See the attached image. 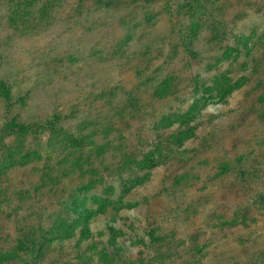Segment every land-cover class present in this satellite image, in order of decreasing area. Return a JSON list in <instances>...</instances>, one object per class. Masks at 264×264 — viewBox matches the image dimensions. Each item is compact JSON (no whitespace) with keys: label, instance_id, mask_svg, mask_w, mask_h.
<instances>
[{"label":"rangeland","instance_id":"1","mask_svg":"<svg viewBox=\"0 0 264 264\" xmlns=\"http://www.w3.org/2000/svg\"><path fill=\"white\" fill-rule=\"evenodd\" d=\"M221 2H228L227 12L231 16L238 14L241 19L236 25H230L224 45L215 49L202 39L209 38L204 31L198 33L197 27L193 28L199 11L186 0H86L84 3L79 0H0V80L5 84L4 88L0 87V161L18 151L21 152L15 154L20 158L25 154L29 157L24 169L28 187L23 190L28 196L24 198L16 192L23 184L11 174L10 183L6 179L0 181V205L5 204L10 212H18L22 224L41 223L51 245L50 252L45 253L44 264H64L63 260L72 257L70 249L79 234L67 239L64 232L74 227L77 232L80 227L83 232L89 230L95 237L92 242L100 249L115 241L109 246L117 247L122 261L150 263L149 259H156L159 261L153 264H185L186 255L179 256L175 262L168 261L170 251L167 249L171 250L174 244L172 247L165 244L162 252L150 251L146 246L150 242L146 224L158 212L152 223L163 229L177 227L183 250L188 242L196 248L198 256L190 253L192 264H264V202L253 208L243 195L238 196V186L232 179L212 182L204 190L208 183L205 177L215 176L220 168L217 159L223 157V152L217 153L216 147V152L196 150L187 155L195 154L197 160L192 178L194 189L187 195L194 197L196 205L200 206L195 218L189 219L188 211L181 208L176 211L177 220L173 221L167 212L176 210L174 207L167 205V210L160 212L156 210L157 205L141 202L130 210L131 215L124 209L87 218L84 211L97 208L93 205V195H101L104 186L111 183L100 187L97 184L94 190L79 198L83 206L75 216L66 214L57 219L58 212H55L69 205L75 195V183L71 184L65 176L69 172L77 175L78 170H68L64 159L69 152L78 151L73 146L82 137L102 147L108 159L113 153L121 155V152L130 157L118 164L122 167L114 168L115 179L118 174L126 175L130 167L140 169L137 158L143 160L149 148L180 144L188 136L193 138L194 135L188 133L189 126L195 127L205 140L216 132L226 148H231L237 138L243 139L242 130L227 133L233 115L228 110L240 101L242 104L253 101L254 82L259 80L264 84V0ZM237 45L240 54L234 51ZM191 51L195 53L192 58ZM252 61L262 69L261 74L243 87L242 95L228 105H218L217 110L205 109L203 98L196 92L194 77L210 79L220 73L236 82L239 77H247L246 68L253 67ZM170 78L175 82L171 92L176 91L175 94L189 101H149V97L155 99L151 95L162 91L161 83ZM135 98L140 99V106L136 107ZM152 104L156 105L157 112L152 116L143 115ZM200 109L202 112L198 113ZM180 113L186 114L184 119L194 116L196 121L189 122V126L180 124L176 121ZM114 114L120 116L117 118ZM199 118L203 119L199 121ZM164 122L175 124L165 131ZM16 124L33 129L9 130ZM154 126L162 132L159 143H153V137L158 136ZM177 129L184 135H178ZM223 132L225 136L221 137ZM246 133L256 134L251 130ZM240 143V148L245 145ZM186 148L190 150L193 145L187 144ZM260 167L264 170V162ZM36 175H40L43 186L39 187L37 197H33L35 185L30 187L31 191L28 189L29 182L31 185L33 180L37 182ZM200 175L205 180L197 181ZM254 178L253 187L262 196L264 177ZM140 189L138 195L142 201L145 189ZM130 197L136 200L134 195ZM176 197L181 200L182 193H177ZM133 202L128 200L127 203L134 206ZM247 210L256 217V226L252 227L248 221L244 228L246 222L241 216ZM234 214L240 215L237 220ZM202 219L207 225L200 226ZM108 220L117 229L116 234L107 233ZM54 221H60V228L48 230ZM189 223L199 231L186 236L185 233L192 230ZM15 226L10 224L8 232L3 223L0 236L17 239L23 233L15 231ZM134 235L145 242L141 243ZM1 241L6 244L0 250V264H30L27 259L22 260L21 255L19 259L7 260L14 256L16 247L4 238ZM66 241L70 245L64 246ZM204 242L211 243L205 248Z\"/></svg>","mask_w":264,"mask_h":264},{"label":"trees","instance_id":"2","mask_svg":"<svg viewBox=\"0 0 264 264\" xmlns=\"http://www.w3.org/2000/svg\"><path fill=\"white\" fill-rule=\"evenodd\" d=\"M79 1L81 3L86 2V0ZM221 1L223 0H186L194 10L199 11V16L193 20V28L197 27L196 30L200 31L198 33L204 31L209 38L205 37V39H202L206 41L210 47H214L215 49L216 47H222L224 45V41L227 40L230 33V25H236L241 19L238 14L231 16V13L229 14L227 12L228 2ZM184 42L185 40L182 39V43ZM234 51L237 54L241 53V49L238 45L234 47ZM189 55L192 58L195 53L191 51ZM252 65L253 67L246 68L249 72L247 77H239L240 79L236 82H232L229 76L226 77L224 74L220 73L213 75L210 79H203L200 76L194 77L193 82L196 86V92L201 98H203L204 108L214 107L217 110L219 109L218 105H222L223 103H225L224 105H228L232 99L242 95L241 92L243 87L251 84L252 79L254 77L257 78L258 74H261L262 69L254 61H252ZM243 71L245 72V69ZM248 78H250V80H248ZM173 79L170 78L163 81L159 86L162 91L155 92V94L151 95L155 99L149 97L148 100L171 103L172 100L183 99L185 102H188L189 99L184 98L183 95L175 94L176 91L174 93L171 92L175 89V82ZM254 83L256 86L253 85V101L244 102L243 104L240 101L237 106L229 108L228 110L229 112H232L233 115L229 127L231 129L228 130L227 133L230 131L232 134H236L237 132H241V130L242 133H245L243 137L244 140L237 138L232 143L231 148L225 147L224 142L219 140L216 132H212L208 140H205L203 137L200 138L195 127L189 126V122H194L195 117L193 116L192 119H184L186 114L184 115L183 113H180L176 118V121L180 124L188 125L190 129L188 133H192L191 135H194V137L191 138L192 136H188V138L182 140L183 142L180 144L179 142H174L161 147H159L160 144L153 146L151 150L149 148V153L146 157L144 156L143 160H138L137 158V163L141 166L140 169H133L130 167L129 171H126V175L118 174L115 179L113 177L114 168H116V166L122 167L118 164H123V160L126 158L130 159V157L126 155V153L121 152V155L113 153L112 157L108 159V157L104 155L102 147H99V145L93 140L84 137L77 139V141H75L76 145L74 144L73 149L76 148L78 151L69 152L68 156L65 158L69 159L68 162L64 159V163L67 165L66 168L68 170H78L77 175L69 172L67 176H65L69 178L71 184L75 183L76 191L73 198L69 200V205H63L58 211L55 210V212H58L57 219L58 217L60 218L61 215L65 216L66 214H69L75 216L80 213L83 204L79 198L94 190L97 184H99L100 187L103 184L109 183H111V185L104 186L105 188L100 192L101 195H93L95 197L93 205L97 208H87L84 211V215H86L87 218L91 219L95 216L106 215L111 210L117 213L124 209H127V211L125 210L126 213L131 215L132 213L130 210L137 206L139 202L143 204L149 203L148 205H157L156 210H160V212L163 209H165L163 210L165 212L167 210L165 206L167 205L174 207L176 210L171 209L167 212L172 216L173 221L177 220L178 214H176V211L181 208L182 210L188 211L190 214L189 219L195 218L200 206L196 205V199L194 197L187 195L188 193L192 194V190L194 189L192 178L195 176L197 160L195 154L191 157H187V155L189 152L195 153L196 150H198V152H206L208 150L210 152H216L215 147L217 148V153L223 152V157L217 159L220 162V168L217 170L218 173L215 176L208 174L205 177L208 183L205 185L204 190H206L212 182L232 179L238 186V196L243 195L244 200L249 201L247 203L252 205L253 208H256L258 204L262 201L264 202V193L262 196L258 195V191L253 187V181L255 180L254 177H264V170L260 167L261 163L264 162V140L262 139L264 138V84L259 80ZM0 87H5L2 80H0ZM135 102L136 107L140 106L141 101L139 98H135ZM149 109L150 110L142 112V114L152 116V114L157 112L155 104H152ZM201 112L202 110L200 109L198 113ZM113 116H115V114ZM119 116L120 114H117L115 117L118 118ZM133 118L137 119L138 117L133 116ZM201 119L203 118H199V121ZM164 123L162 129L164 128L163 130L165 131L173 128L171 126L175 124L171 122ZM154 128L156 129L154 130V133H158V136L153 137V143H159L160 141L158 140L162 132L157 130L156 126H154ZM32 129V126L16 124L9 130H20L25 132L31 131ZM250 130L256 134L252 135L246 133ZM220 131H222V128ZM176 132H178V135L180 136L184 135L178 129ZM221 135V137H224V132L221 133ZM247 141H250L251 143H246ZM240 142L245 144L241 148ZM187 144H192L193 148L188 150L186 148ZM20 152L21 151L15 153L18 154ZM15 153H9L6 160L0 161V181L6 179V182L10 183L11 174L18 179L20 178V183L23 184V186L19 188V192H16L20 196L26 198L28 195H26L23 190L28 187V185L26 181L27 175L24 172V169L25 165L29 163L26 158L29 157L25 154L24 157L20 158ZM6 173L7 175L5 176L4 174ZM51 177L54 178L53 175H51ZM35 178L37 182L33 180L32 185L31 182H29L28 189L31 191L30 187L35 185L33 187V197H37L36 193L43 186L42 180H40V175H36ZM201 178L205 180L203 175L197 176L196 180L199 181ZM251 178H253V180H251ZM140 188L145 189L142 201L140 195H138V192L141 191ZM22 192L25 193L24 196L22 195ZM177 193H182L183 197L181 200L177 199ZM131 195H134L136 200L135 198L130 197ZM128 200L134 201V206L131 205V203H127ZM167 200H169V203H166ZM1 205L0 231L3 229L4 223V225L8 227V232L10 231V224H15V231L18 230V232L23 233L15 240H11L10 237L7 236H0V250H2L6 244L1 241L3 238L9 243V245L16 247L13 254L14 256L7 258V260H14V257L15 259H19V255H21V259H27L30 264H42L41 261H43L44 264V260L46 259L44 258L46 256L45 253L50 252L49 247L51 245L49 244L48 234L44 235V229L41 226V223L36 221L33 223L22 224L18 212H10L8 207H5V204L3 207ZM35 206L36 204L33 205V207ZM158 213L155 214V217L153 215V218L150 219V223L146 224L148 239L150 240L146 246L150 251L156 250V252H158L159 250V252H162L165 244H170L171 247V244H174V247H172L171 250L167 249V251H170L168 252V261L175 262L179 259V256L182 258L186 255L185 264H192L193 260L189 257L190 253H193L194 256H198L196 248L188 242V246L183 250L182 244L178 238L180 233L177 227L173 229H163L160 225L152 223L156 219ZM201 216L204 217V214L201 213ZM239 216V214H234L233 218L237 220ZM241 217H243L242 220L246 222L244 228H247L246 225H248V221H250V224H253L252 227L256 226L258 223L255 221L256 217L253 214L251 215L250 210H247ZM206 222L205 219H202L200 226L207 225ZM189 225L192 230L187 231L185 233L186 236H191L194 232L196 233L199 231L198 228L193 226V224L189 223ZM60 226V221H54L48 230H54V228H60ZM79 226L80 224H78V228ZM106 226L108 227L107 233L109 235L118 232L110 220H108ZM76 229L77 227H74L73 229H70L69 232L67 230L64 232L67 235V239H71L72 237H75L76 234H79V238L76 239L74 245L70 249L72 257H67L65 260L60 257V260H63L62 262L64 264H153L154 261H159L156 259H149V261H151L150 263L138 260H134L132 263L131 261H122L118 256L117 247L110 248L109 246L111 244L114 245L115 241L108 242L105 247L100 249L96 242H92L95 237L94 235H91L89 230L83 232V229L80 227V231L77 232ZM101 234L102 233L99 235ZM128 234L132 235L131 232H128ZM134 237L138 238L137 235H134ZM138 240L141 241V243L145 242L141 238H138ZM191 243L194 242L191 240ZM210 243L211 242H204L203 247L207 248ZM175 244H177V246ZM66 245H70L69 241H66L64 246ZM125 252L127 253V249ZM8 256L10 255L7 254V257ZM1 257L2 256H0V261L2 259ZM161 261H163V259Z\"/></svg>","mask_w":264,"mask_h":264}]
</instances>
